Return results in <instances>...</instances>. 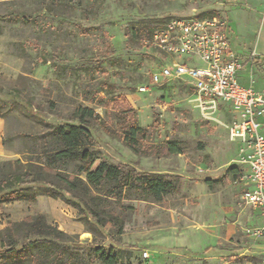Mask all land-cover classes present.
<instances>
[{
    "label": "rangeland",
    "instance_id": "obj_1",
    "mask_svg": "<svg viewBox=\"0 0 264 264\" xmlns=\"http://www.w3.org/2000/svg\"><path fill=\"white\" fill-rule=\"evenodd\" d=\"M175 16L225 20L230 49L247 71L239 84L263 91V0H0V163L42 162L28 152L39 149L49 125L72 124L80 107L122 134L130 107L144 130L138 143L150 154L138 157L93 123L91 170L100 161L126 164L178 187L160 201L133 192L116 202L104 197L101 217L115 227L100 228L67 199L14 201L0 209V231L42 214L87 244L79 250L86 264H101L97 247L131 254L119 264H264V220L240 199L246 187L236 164L239 144L228 137L233 109L197 101L184 81L153 84L166 58L135 36ZM166 142H176L181 153H158ZM82 166L72 161L59 168L65 175ZM232 167L239 172L229 173ZM176 247L198 255L184 257Z\"/></svg>",
    "mask_w": 264,
    "mask_h": 264
},
{
    "label": "trees",
    "instance_id": "obj_2",
    "mask_svg": "<svg viewBox=\"0 0 264 264\" xmlns=\"http://www.w3.org/2000/svg\"><path fill=\"white\" fill-rule=\"evenodd\" d=\"M57 1L59 0H50ZM163 21L154 27L136 30L135 36L143 41L149 40L155 28ZM118 100L126 104L123 97ZM25 108L26 111L29 110L27 106ZM123 113L128 117L125 119L122 134L110 131L98 115H94L92 109L84 107L75 110L72 124H48L49 129L44 132L41 144H36L39 149L36 147L28 152L29 155L43 157L42 162L28 159L25 164L19 160L0 163V209L4 204L14 201L34 203L39 196L67 199L100 228L104 224L115 227V221L101 217L104 212L101 210L104 197L116 202L123 194L133 192L142 200L160 201L168 193L176 192L177 183L171 178L141 172L126 164L100 161L97 167L91 170L97 160L91 149L94 139L89 128L93 123H97L111 138L120 139L123 145L138 157L150 154L151 150L144 149L138 143V137L144 135V130L135 121V111L128 107ZM156 151L166 156L181 153L176 142H166ZM72 161H80L83 166L76 172L65 175L61 173L59 166ZM228 171L233 174L239 172L236 167ZM81 175H84V179ZM84 197H88V201L84 200ZM109 217L112 218L113 215L108 214ZM121 233L120 226L116 234ZM84 247H88L87 244L74 241L44 215L35 214L21 222L14 221L0 231V264H86L79 251ZM94 251L101 264H119L120 259L131 257V254H122L120 250L113 248L104 252L97 247ZM174 252L190 255L186 249L175 248Z\"/></svg>",
    "mask_w": 264,
    "mask_h": 264
},
{
    "label": "built area",
    "instance_id": "obj_3",
    "mask_svg": "<svg viewBox=\"0 0 264 264\" xmlns=\"http://www.w3.org/2000/svg\"><path fill=\"white\" fill-rule=\"evenodd\" d=\"M227 32L223 19L175 16L159 24L144 44L166 58L152 74L153 84L184 81L197 101L210 106L225 103L233 109L228 137L239 144L236 164L247 186L240 199L258 209L264 220V94L239 84L244 65L231 51Z\"/></svg>",
    "mask_w": 264,
    "mask_h": 264
},
{
    "label": "crops",
    "instance_id": "obj_4",
    "mask_svg": "<svg viewBox=\"0 0 264 264\" xmlns=\"http://www.w3.org/2000/svg\"><path fill=\"white\" fill-rule=\"evenodd\" d=\"M244 65V64H243ZM244 68V67H243ZM245 69H243L242 70V72L239 74V78L241 79V78H246L247 77V74H245L246 72L244 71ZM239 81V80H238ZM244 87H247V86H244ZM251 87V86H250ZM255 91H257V90H255ZM257 92H260V93H263L264 94V89H263V91L261 92V91H257ZM245 185V187H247L246 186V184H244ZM87 240V238L85 239V241ZM177 249H186L185 247H176ZM175 249V248H174ZM189 253L188 254H190L189 255V257H192V258H195L194 256L195 255H198V254H196L195 252H191V250H188V249H186ZM176 253V252H175ZM177 254H180V253H177ZM182 255V254H181ZM182 256H184V255H182ZM188 256V255H187ZM187 256H184V257H187ZM203 259H205V258H203Z\"/></svg>",
    "mask_w": 264,
    "mask_h": 264
}]
</instances>
